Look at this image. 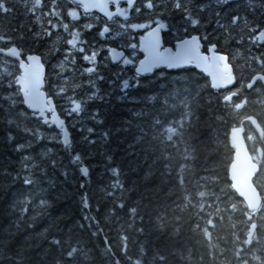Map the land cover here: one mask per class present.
<instances>
[{"label": "snow or ice", "instance_id": "snow-or-ice-1", "mask_svg": "<svg viewBox=\"0 0 264 264\" xmlns=\"http://www.w3.org/2000/svg\"><path fill=\"white\" fill-rule=\"evenodd\" d=\"M23 4L25 13L32 17L33 27L8 26L7 30L0 31V57L4 58L0 60V65H3V69L0 70V118H3L9 126L6 139L14 145L13 151L25 152L26 146L17 142L13 135L11 129L13 124L19 129L24 122L36 121L35 128L27 126L22 128L24 133L30 134L35 140L42 138L40 131L42 127L47 126L51 129L55 126L59 132L48 138L54 143L62 144L65 151L71 150L70 167L78 171L82 178L90 177L89 167L85 164L86 154L72 148L66 120L87 114L88 120L94 126L81 127L78 131L82 134L84 144L91 147L96 143V140L92 139L97 135L96 126L103 125L105 120L99 108L87 112V105L97 99L101 103H108L111 96V94H102L97 86V82L105 80L100 72L102 65L98 62L101 49H97L94 44L81 38L86 31L98 29L99 37L107 38L113 33L114 26L117 24L119 30L115 31L116 36H121L122 31L126 32L128 29L145 30V34L139 37V45L125 43L124 47L129 50L127 55L123 51L118 52L115 48L107 49L108 56L105 59L110 57L111 62L120 68L119 72L112 74L115 79L108 80L110 86H117L120 93L117 99H131L132 91H139L140 84L147 79L144 74L152 73L154 68L160 65L171 68L182 64H192L202 69L210 78V88L216 89L219 93L215 97V103L219 111L223 113V116H218L217 119L224 120V117L229 114L240 117L250 103H255L250 100L249 94L264 96V50H262L264 49V24L255 19L257 11L264 15V0H201L199 4H196L195 0H23ZM110 4L114 6V10H110ZM121 4L124 6L121 7ZM93 9L99 10L107 19L97 18L95 23L80 24L81 15L91 19ZM13 11L12 0H0V16L7 17ZM130 13H135L136 18L143 17L145 22L128 23L133 18ZM174 16L180 17L179 26L175 29V52L171 48H162L160 35L162 30L171 29L168 21ZM116 17L123 18L124 23H119ZM65 20L69 22L66 23ZM209 26L212 28L211 32L207 31ZM201 28H204L203 34H201ZM58 30H62L68 37L60 49L55 48V41H52L53 35ZM224 40H233L237 45L245 42L250 45L247 54L241 58L245 67L233 64L235 57L226 53L222 45ZM202 42L206 45L204 51L201 50ZM25 43H34L37 47L35 49L25 48ZM138 47L144 53L143 59L137 56ZM45 48H47V53L44 51ZM252 48L256 49L255 53ZM77 54H79V59L87 65L86 67L77 69ZM46 55L48 59L57 60L52 70L55 79L48 84L45 82L44 71ZM9 58H11V63H9ZM9 68L14 70L9 71ZM77 71L81 75L80 83L74 82V74ZM85 75L88 76L87 80L83 79ZM206 83L209 82L206 81ZM84 86H87L88 91L84 96H79L78 89ZM45 87L48 88L47 93L42 91ZM57 98L66 102L60 105L62 112L59 114ZM176 98H180V93L176 94ZM172 100L171 92L164 95L163 99L159 95L156 96L151 104L149 97H144L140 101V107H134L129 111L128 119L120 121L119 129H107L99 135L103 140L108 141L113 134L124 131L125 125L131 129L134 122H141L158 132L154 139L160 144L171 143L176 136L183 135V132L178 129H183L185 124L191 127L195 118L191 105L181 102V107L186 111L182 113L179 122L161 120L160 117L165 110L174 107V103H169ZM211 102L210 100L209 103ZM156 104L160 105L159 109H156ZM148 109L152 111H147ZM61 115L65 119H61ZM78 122L82 125L84 123L80 120ZM238 123L240 126H236L234 122L226 133V139L231 145L233 155L226 169L225 187L218 186L220 181L217 177L197 175V181L193 185L197 191L194 194L188 191L183 172L186 168L191 169L196 160V149L191 147L186 149L188 154L184 157L185 163L179 166L176 181L180 189L178 198L184 202L185 206H190L194 210L197 218L201 214L208 217L205 220V228L200 230L209 240H211V233L208 226L215 227L214 218L222 221L221 213L225 211L231 214L229 219L239 214L244 224V238H240L235 232L236 226L233 225L235 242L240 245L235 249L234 256L238 264H264V253L252 247L264 238L262 237L264 233V175H262L264 173V127H262L264 117L259 112H253V114L243 115ZM245 123L255 126L259 137L250 133L246 137L242 135L245 132L243 127ZM172 124L176 127H172ZM161 136H164V139H160ZM140 137V142L143 143L145 137L143 131L140 132ZM245 138L252 144V154H249V149L245 146ZM131 147L135 149L136 144ZM143 151L145 152L144 167L141 171L144 172L145 181L154 175V166L158 163H162L165 170L161 173L162 176L172 175L171 166L167 163L171 159L170 154H164L162 150V155L155 157V153L149 154L146 149ZM52 153H54L53 149L45 150L46 155ZM241 154L251 169L244 182L247 191L241 187V181L236 172ZM130 155L136 157L137 161L140 160L135 150ZM110 162H113V158L107 156L106 164ZM57 164L58 162L52 159L50 165L42 167L36 162L35 157L24 155L20 159V167L14 172L3 167L0 174L10 177L14 184H22L31 188L39 186L42 178H47L48 166L55 169ZM106 171L112 177L106 190V196L114 201L109 214L115 215V209L125 207L124 193L134 191L135 187H126L127 182L121 181L122 173L119 166H109ZM202 171L208 172L207 169ZM61 175L65 178L69 175L67 167ZM80 187L83 188L84 184L81 183ZM237 194L242 199H238ZM166 195L169 199L171 198V194ZM145 198L147 197H141V199ZM81 202L83 207L90 208L85 197L81 198ZM22 203L24 207L20 209V215H25L32 201L25 197ZM221 205L224 207L221 208ZM36 208L40 210L37 213L38 216L42 215L52 221L50 228L54 230L49 231L50 239L47 243L50 248H54L59 253L54 264H62V261L75 259L77 254H84L83 242L76 236V230H82L83 224L73 226L64 222L61 217H53L54 205L46 199H41ZM209 208L214 211L206 212L205 209ZM35 210L34 208L33 211ZM129 214L135 222L137 208H129ZM83 219L89 222L90 229L96 228V231L91 232L92 236L99 235L103 231L96 217L86 215ZM193 228L194 230L199 229V223ZM137 231L142 232L143 230L137 229ZM119 239L120 254L127 257L128 237L121 234ZM105 244V255L108 257L109 264H120L111 245L107 244V239H105ZM249 253H251L250 259ZM85 258H87L86 254ZM127 258L129 264H141L139 259ZM155 259L163 264L165 257L157 256ZM0 264H25V249H13L7 243L0 244Z\"/></svg>", "mask_w": 264, "mask_h": 264}, {"label": "trees", "instance_id": "trees-1", "mask_svg": "<svg viewBox=\"0 0 264 264\" xmlns=\"http://www.w3.org/2000/svg\"><path fill=\"white\" fill-rule=\"evenodd\" d=\"M200 2L201 0H199ZM12 5L14 11L11 15L0 16V31L7 30L8 26L33 27L31 16L25 13L23 0H12ZM130 16L133 18L128 23L145 22L143 17L136 18L135 13H130ZM97 18L101 17L96 13H91V19L84 17L79 23H95ZM115 19L119 23H124L123 18L116 17ZM255 19L264 24V15L259 11H257ZM168 23L171 25V29L167 30L164 40L170 44L173 38L175 39V29L179 26L180 17L174 16ZM117 30H119L118 24L114 26L113 33L107 38L99 37L98 29L86 31L81 37L90 44H94L97 49H101L98 62L102 65L100 72L105 80L97 82V86L101 89L102 94H111L108 103H101L97 99L87 105V112L99 108L102 118L105 120L103 125L96 126L97 135L92 137L96 143L91 147L84 144L82 134L78 131L81 127L94 126L88 120L87 114L66 120L71 134L72 148L86 154L85 164L89 167V178H82L78 171L70 167L71 150L65 151L62 144L54 143L48 138L59 132L55 126L51 129L47 126L42 127L40 129L42 138L35 140L30 134L24 133L22 128L24 126L35 128L36 121L24 122L19 129L13 124L11 129L17 142L26 146L25 152L17 153L13 151L14 145L6 139L9 126L3 118H0V170L7 167L10 172H14L16 168L20 167V159L24 155L35 157L36 162L40 163L42 167L50 165L52 159L58 162L55 169L48 166V176L42 178L39 186L31 188L22 184H14L10 177L0 174V244H10L13 249H25V264H54L59 253L54 248H50L47 243V240L50 239L49 231L54 230L50 228L52 221L42 215L38 216L37 213L40 210L36 208L41 199H46L54 205L53 217H61L64 222L73 226L84 225L82 230H76V236L83 242L84 254H77L75 259L62 261V264H109L108 257L105 255V239L116 253L120 264H129L127 257H130L131 260L139 259L141 264H161V261L155 259L157 256L165 257L163 264H238L234 251L240 245L235 242L233 225L236 226L235 232L243 239L244 224L239 214L229 219L231 214L225 211L221 213L222 221L214 218L215 227L208 226L211 233V240H209L200 230L205 228V220L208 217L201 214L197 218L194 210L190 206H185L184 202L178 198L180 189L176 183L177 174L180 164L185 163L184 157L188 154L186 149L195 147L194 165L191 169L186 168L183 172L188 191L193 194L197 191L193 187L197 181V175L217 177L220 181L218 186L225 187L226 169L231 163L233 155L231 145L226 139V133L234 122H236V126H240L238 121L245 114L259 112L264 117V103H262L264 96H257L255 93L249 94L250 100L255 103H250L240 117L229 114L224 117V120L217 119L218 116H223L215 103V97L219 93L210 88L208 77L190 66L178 70L157 68L152 73L145 75L147 79L142 81L139 91H132L131 99H117L116 97L120 95L117 86H110L108 80H114L115 77L112 74L119 72L120 68L111 62L110 57L105 59L108 56L107 49L112 46L118 47L123 49L127 55L129 50L124 47L125 43L138 45L139 37L145 32V30L128 29L126 32L122 31L121 36H116L115 31ZM200 31L203 34L204 28H201ZM207 31H212L211 26L207 28ZM66 38H68L67 34H54L52 37V41H55L54 47L60 49ZM222 45L226 53L235 57V60L232 61L234 65L239 64L242 68L245 67L241 58L247 54L250 47L247 42L237 45L233 40H224ZM24 46L33 49L37 47L34 43H25ZM205 47L206 45L203 43V51ZM44 51L47 53V48ZM252 51L255 53L256 49L252 48ZM137 56L139 59L143 56L139 47ZM77 57V69L86 67L87 65L79 59V54ZM3 59L0 57V60ZM9 63H11V58H9ZM56 64V59H48L47 55L45 56L46 84L55 79L52 70ZM2 69L3 65H0V70ZM8 70L14 69L9 68ZM74 75V82L80 83V72L77 71ZM83 79L87 80L88 76L85 75ZM46 90L48 92L47 87ZM87 91V86H84L78 89V95L84 96ZM169 92L173 95V100L169 103H174V107L165 110L160 117L161 120L179 122L182 113L186 111L181 107V102L190 104L191 110L195 113L192 126L189 127L185 124L183 129H178L183 132V135L176 136L171 143L160 144L158 140L154 139L158 132L141 122H134L131 129L125 125L124 131L113 134L108 141L103 140L99 135L107 129H119L120 121L128 119L129 111L134 107L139 108L140 101L144 97H149L151 104L156 96L159 95L163 99V96ZM177 93H180L179 99L176 98ZM210 100L211 103H209ZM56 103L57 110L61 113L60 105L66 102L57 98ZM155 107L159 109L160 105L156 104ZM147 111H152V109ZM61 117L65 119L63 115ZM78 120L84 121L83 125ZM171 126L176 127L175 124ZM243 127L245 137L249 133L259 137L255 126L245 123ZM141 131L145 133L143 143L140 142ZM160 139H164V136H161ZM247 143L251 151L252 144L249 141ZM133 144H136L135 149L131 147ZM49 148L53 149L54 153L46 155L45 150ZM145 149L149 154L155 153V157H160L162 150L164 154H170L171 159L167 163L171 166L172 175L162 176L161 173L165 170L162 163H158L154 166V175L148 178L150 182L145 181L143 179L144 172L141 171V168L144 167L145 152L143 150ZM134 150L140 156L139 161L130 155ZM107 156H111L113 162L106 164ZM109 166H119L122 173L121 181L127 182L126 187H135L134 191L124 193L125 207L115 209V215L109 214L114 201L106 196V190L112 181V177L106 171ZM65 167L69 171L66 178L61 175ZM203 169H207L208 172L202 171ZM81 183L84 184L83 188L80 187ZM166 194H171V198L169 199ZM142 196L147 198L141 199ZM25 197L32 201V205L25 215H20V209L24 207L22 201ZM82 197L88 200L90 208L83 207ZM237 198L241 199L238 195ZM132 207L137 208L135 222L129 214V208ZM223 207L224 205H221V208ZM34 208L35 211H33ZM205 211L213 212L214 210L209 208ZM86 215L94 216L100 222L103 231L99 235H91V232L96 231V228L88 227L89 222L83 219ZM32 217H36V219H32ZM197 223L200 228L194 230L193 226ZM137 229L143 231L138 232ZM121 234L128 237L127 257L122 256L119 251ZM262 237H264V233H262ZM252 247L253 249L258 248L261 253H264V238L259 244H254ZM85 254L87 258H85ZM250 255L251 253L248 254L249 259Z\"/></svg>", "mask_w": 264, "mask_h": 264}, {"label": "water", "instance_id": "water-1", "mask_svg": "<svg viewBox=\"0 0 264 264\" xmlns=\"http://www.w3.org/2000/svg\"><path fill=\"white\" fill-rule=\"evenodd\" d=\"M110 10H113L112 8H111V4H110ZM92 12H96V13H98V14H100V15H102L103 17H104V14L103 13H101V12H99V10H97V9H93L92 10ZM91 12V13H92ZM106 18V17H105ZM107 19V18H106ZM145 34V32L142 34V35H144ZM141 35V36H142ZM161 44H162V48H171L172 49V51L173 52H175V48H173L172 46H170V45H166L165 44V40H164V35H163V30L161 31ZM140 43V40H139V42H138V44ZM110 48H115L118 52L119 51H123L124 53H125V51L123 50V49H120V48H118V47H114V46H112V47H110ZM141 50V49H140ZM201 50L203 51V42H202V48H201ZM142 51V50H141ZM142 53H143V51H142ZM207 54V53H206ZM125 55H126V53H125ZM143 57H144V53H143V56L140 58V59H143ZM190 66H193L196 70H198L199 72H201V73H203L206 77H207V74L206 73H204L203 71H202V69H199V68H197V67H195L194 65H192V64H182V65H179V66H175V67H171V68H169L168 66H166V65H160V66H158L157 68H167L168 70H178V69H183V68H185V67H190ZM157 68H154L153 69V71L155 70V69H157ZM45 82H46V74H47V69H46V65H45ZM147 74H150V73H147ZM147 74H144V75H147ZM209 78V77H208ZM209 81H210V78H209ZM216 90V89H215ZM42 91H44L45 93H47V90H46V87L45 88H43L42 89ZM57 112H58V110H57ZM58 114H59V112H58ZM61 119H64V118H62V117H60ZM59 130V129H58ZM68 132H69V136H70V139H71V134H70V131H69V129H68ZM242 135H244L245 136V134L243 133ZM245 146L249 149V145H248V143H247V140H246V138H245ZM249 154H252L251 153V151H250V149H249ZM250 171H251V169H250V166L248 165V163H247V161L245 160V158H244V156H243V154H241V158H240V162H239V164H238V166H237V169H236V172H237V175H238V177H239V179H240V181H241V187L245 190V191H247V186H246V184L244 183L245 182V180H246V178H247V176L250 174ZM238 195V194H237ZM242 199V198H241Z\"/></svg>", "mask_w": 264, "mask_h": 264}, {"label": "flooded vegetation", "instance_id": "flooded-vegetation-1", "mask_svg": "<svg viewBox=\"0 0 264 264\" xmlns=\"http://www.w3.org/2000/svg\"><path fill=\"white\" fill-rule=\"evenodd\" d=\"M195 3L196 4H199V0H195ZM29 6H30V4H29ZM124 5L123 4H121V7H123ZM111 8L114 10V6L113 5H111ZM81 12H82V10H81ZM93 13H96V12H92V14ZM97 15H99L102 19H104L105 17H103L102 15H100V14H98V13H96ZM32 18V17H31ZM100 18V19H101ZM84 19V16L83 15H81V19H80V21L79 22H81V20H83ZM101 19V20H102ZM105 20H106V18H105ZM65 22L67 23V22H69L68 20H65ZM166 32H167V30H163V35H164V38H165V35H166ZM57 34L58 33H61V34H65V33H63V31L62 30H58L57 32H56ZM55 33V34H56ZM175 43H176V40H172V43H170V44H167L166 42H165V44L166 45H170V46H172V47H174L175 48Z\"/></svg>", "mask_w": 264, "mask_h": 264}, {"label": "rangeland", "instance_id": "rangeland-1", "mask_svg": "<svg viewBox=\"0 0 264 264\" xmlns=\"http://www.w3.org/2000/svg\"><path fill=\"white\" fill-rule=\"evenodd\" d=\"M173 40H175L174 38H173ZM139 45V44H138Z\"/></svg>", "mask_w": 264, "mask_h": 264}, {"label": "bare ground", "instance_id": "bare-ground-1", "mask_svg": "<svg viewBox=\"0 0 264 264\" xmlns=\"http://www.w3.org/2000/svg\"><path fill=\"white\" fill-rule=\"evenodd\" d=\"M175 46V45H174ZM174 48V47H173Z\"/></svg>", "mask_w": 264, "mask_h": 264}]
</instances>
